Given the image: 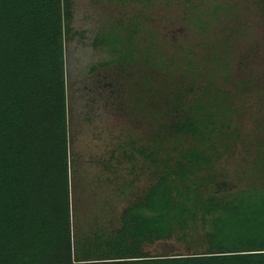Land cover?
I'll return each instance as SVG.
<instances>
[{
	"label": "trees",
	"instance_id": "1",
	"mask_svg": "<svg viewBox=\"0 0 264 264\" xmlns=\"http://www.w3.org/2000/svg\"><path fill=\"white\" fill-rule=\"evenodd\" d=\"M72 19V0H0V264H264V70L259 89L225 75L233 93H220L208 84L218 59L186 60L189 72H175L151 32L137 48L138 21L119 37L127 48L117 67L145 73L154 129L134 149L155 179L99 248L75 246L65 73ZM242 109L258 113L250 140L235 123ZM244 141L250 161L241 183L228 184L216 166ZM198 236L203 248L193 250ZM172 239L187 252L146 249Z\"/></svg>",
	"mask_w": 264,
	"mask_h": 264
},
{
	"label": "rangeland",
	"instance_id": "2",
	"mask_svg": "<svg viewBox=\"0 0 264 264\" xmlns=\"http://www.w3.org/2000/svg\"><path fill=\"white\" fill-rule=\"evenodd\" d=\"M72 4L65 41L72 225L75 246L93 250L118 227L121 210L155 179L154 169L134 149L154 129L143 101L145 73L141 66L132 67L131 75L117 67V58L127 48L122 47L123 40L118 42L121 34L129 33L124 29L138 21L145 33L139 29L134 37L137 48L144 50L149 43L145 35L151 32L158 53L174 59L175 72H189L186 60L199 66L206 57H215L220 66L209 85L232 94L234 88L224 80L227 75L250 81L254 91L264 70V0H72ZM197 81L199 90L202 85ZM257 115L242 109L236 117L249 140ZM250 155L249 141H244L224 155L216 171L225 174L228 184L239 185ZM195 244L193 250H201L202 238L198 236ZM146 249L153 254L187 252L177 239Z\"/></svg>",
	"mask_w": 264,
	"mask_h": 264
}]
</instances>
